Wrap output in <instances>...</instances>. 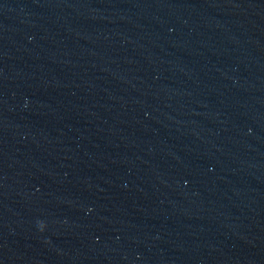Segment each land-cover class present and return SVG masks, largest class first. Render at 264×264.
<instances>
[{
    "label": "water",
    "instance_id": "obj_1",
    "mask_svg": "<svg viewBox=\"0 0 264 264\" xmlns=\"http://www.w3.org/2000/svg\"><path fill=\"white\" fill-rule=\"evenodd\" d=\"M0 264H264V0H0Z\"/></svg>",
    "mask_w": 264,
    "mask_h": 264
}]
</instances>
